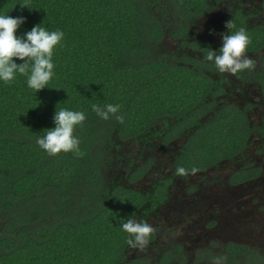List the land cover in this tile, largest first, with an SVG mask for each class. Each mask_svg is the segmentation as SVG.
<instances>
[{"label": "trees", "instance_id": "trees-1", "mask_svg": "<svg viewBox=\"0 0 264 264\" xmlns=\"http://www.w3.org/2000/svg\"><path fill=\"white\" fill-rule=\"evenodd\" d=\"M219 1L0 0V15L25 19L17 36L37 25L64 33L52 57L54 75L43 90L29 88L28 76L18 72L9 83L0 80V264L123 262L128 234L122 220L135 219L143 196L108 186L106 147L114 148L116 137L158 133L162 124L171 130L170 119L186 128L198 123L211 77L157 52L167 25L173 23L185 38L189 22ZM246 33L247 48L264 46V28ZM93 104L120 105L123 123L101 119ZM62 108L86 116L74 129L83 157L49 156L36 143L55 127ZM229 131V118L195 131L187 169H199L201 157L222 154L215 149Z\"/></svg>", "mask_w": 264, "mask_h": 264}, {"label": "flooded vegetation", "instance_id": "flooded-vegetation-1", "mask_svg": "<svg viewBox=\"0 0 264 264\" xmlns=\"http://www.w3.org/2000/svg\"><path fill=\"white\" fill-rule=\"evenodd\" d=\"M224 1L232 0H220L213 8ZM233 1L231 13L211 19L199 29L204 27L201 33L190 24L185 38L178 28L164 35V39L170 36L175 40L176 50L167 53L169 61L203 71L212 79V90L198 123L186 128L170 119V128L175 132L162 124L158 133L145 134L138 140L116 137L115 147H106L111 156L124 145L145 150L159 146L164 155L157 166L160 173L145 190L136 187L149 178L152 167H156L154 160L144 159L137 164L133 158L127 162L133 165L122 172L123 180L117 177L109 183L108 179L113 190L137 191L143 196L135 219L147 221L156 229L143 251L126 245L120 264H212L215 256H226V264H264V206L260 212L253 203L255 197L264 200V46L258 50L247 48L246 54L256 66L235 75L220 73L214 61L203 59L210 49L219 52L221 34L229 33L226 21L233 19L236 28L247 31L264 28V0H257V7L250 9L243 5L246 0ZM213 8L201 18L207 19ZM223 118H229L231 132L226 142L216 146L215 153L222 154L201 157L195 175L189 172L177 176L175 169H187L190 162L194 132ZM210 140L209 136L207 142ZM205 154L206 150L200 155ZM218 169L222 173H216ZM212 179L214 183H210Z\"/></svg>", "mask_w": 264, "mask_h": 264}, {"label": "clouds", "instance_id": "clouds-1", "mask_svg": "<svg viewBox=\"0 0 264 264\" xmlns=\"http://www.w3.org/2000/svg\"><path fill=\"white\" fill-rule=\"evenodd\" d=\"M25 23L23 17L13 18L10 15H0V80L9 83L14 80L15 74L27 75L28 87L36 92L47 87L54 75L52 57L54 49L64 39L62 31H47L37 25L26 32L24 37L16 35L18 28ZM229 33L221 34L223 45L219 52L209 50L204 55L206 61H214L215 67L220 73L235 75L244 70H253L256 61L247 56V47L251 43L250 37L244 28L234 33L236 28L233 19L225 22ZM14 59L23 63L17 64ZM30 73V74H29ZM92 110L103 120L115 118L123 123V116L118 115L120 105L107 104L104 107L93 104ZM86 116L83 112L57 109L54 115L53 129L45 130V135L37 137L36 143L45 150L49 156H57L60 153L72 152L78 158L84 153L80 150V139L74 135L76 126H82ZM189 172L195 175L199 172L197 167L190 170L177 167V176H187ZM122 229L128 234L126 243L133 249L143 251L150 243L156 229L147 221L127 218L122 220ZM226 256L213 257L212 264H226Z\"/></svg>", "mask_w": 264, "mask_h": 264}, {"label": "rangeland", "instance_id": "rangeland-1", "mask_svg": "<svg viewBox=\"0 0 264 264\" xmlns=\"http://www.w3.org/2000/svg\"><path fill=\"white\" fill-rule=\"evenodd\" d=\"M231 2H234V1L232 0V1H227V2L226 1L220 2L218 5H216L209 12L210 15L208 16L207 19L201 18L202 17L201 16L199 18L191 20L189 22V25L190 24L194 25L195 27L198 28L197 31H199L201 33V31L203 30L204 27L202 28V30H199V29L205 23L211 21V19H213V18L224 17L226 14L231 13V10L234 7V3H231ZM242 2H243V0H241V3ZM243 5H245V7L249 8V9L252 8L253 6H254V8H256L257 7V0H246V3H244ZM254 16H256V17H254V21L257 22L258 17H257V15H254ZM173 20L175 23H177V21H178L175 18ZM175 28H177V27L174 26L173 23L171 25H167L165 27V29H166L165 33L168 32L169 34H173V33H175L174 32ZM165 33H164V35H166ZM195 37L200 38V37H202V35L196 34ZM174 44H175V40L171 39L170 36L163 39V41L159 45V50L157 52V55L161 56V57L162 56L167 57L168 52H173L174 50H176V46ZM103 147H104V145H103ZM114 155L115 156H111V154L109 155V153L107 151L106 159H104L103 173H104V176H105L107 183H108L109 178H110L109 183H112L113 180L114 179L116 180L117 177H118V181L123 180L122 172H123V170H126L129 166L133 165V163L131 165H128V163H127L128 161L132 160L133 158H136L135 162L137 164H140L142 162V160H144V159L154 160L153 166H156V167L155 168L152 167L153 170H152V173L148 176L149 178H147L146 181L141 182V184L138 187H136L139 190H145V187L150 184L149 181L153 182L154 178L160 173V170L157 168V166H159L158 163H160V160L163 159L162 156H164L163 154H161V149L159 148V146L152 147V148L145 150V149H141L137 145H135V146L124 145L120 148L119 152H117V151L114 152ZM216 173H222V171H220L218 169L216 171ZM213 181H215V180L212 179V181L210 183H214ZM253 203H254V205L259 207V210L261 212V209L264 206V200L259 199V197H255ZM261 214H264V213L261 212ZM258 243L262 244L261 241H258ZM187 252L189 254H193L194 250H193V252L191 250H187ZM196 264H198V262Z\"/></svg>", "mask_w": 264, "mask_h": 264}]
</instances>
